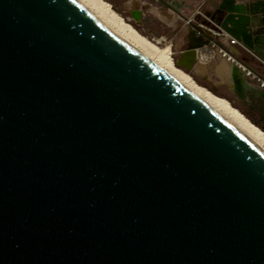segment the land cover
I'll return each instance as SVG.
<instances>
[{"label": "water", "instance_id": "1", "mask_svg": "<svg viewBox=\"0 0 264 264\" xmlns=\"http://www.w3.org/2000/svg\"><path fill=\"white\" fill-rule=\"evenodd\" d=\"M223 24L264 58V3ZM0 264H264V155L74 0H0Z\"/></svg>", "mask_w": 264, "mask_h": 264}, {"label": "rangeland", "instance_id": "2", "mask_svg": "<svg viewBox=\"0 0 264 264\" xmlns=\"http://www.w3.org/2000/svg\"><path fill=\"white\" fill-rule=\"evenodd\" d=\"M102 1L107 4L110 10L121 17L123 21L132 26L143 37L156 44L157 41L160 40V43L157 45L161 48L170 47L171 57L175 66L181 53L192 44L191 41L193 38H190V44L187 33L190 29H194L196 24L190 20L194 19L196 22L202 21V19L200 20V16H196L197 8L200 3H202V0H169L170 4L167 1L138 0L137 17L134 13L136 10L134 11L130 6L133 0ZM145 6L147 8H145ZM231 6L232 4L224 2L214 6L211 0H208L202 6V10L209 13L221 28L228 29L230 27L224 26L223 23L227 18ZM153 8L156 10L163 8L171 12L173 14V20H176V22L172 26L168 25L156 15ZM197 49L199 50L200 47ZM211 52L212 49L209 44L205 48H202L200 54L203 63H201V66H204L203 64L206 65L201 67L202 70L196 72L194 75L189 72L186 73H188L197 84L207 88L215 95L227 99L230 104L232 103L231 105L233 107L238 109L251 123L264 132L261 124L257 122L260 120V116L257 112L251 110L248 100L242 99L235 90L226 85L222 75L217 74L216 70H212L211 65L217 60V57H213ZM199 63L200 62L197 60L195 67Z\"/></svg>", "mask_w": 264, "mask_h": 264}, {"label": "bare ground", "instance_id": "3", "mask_svg": "<svg viewBox=\"0 0 264 264\" xmlns=\"http://www.w3.org/2000/svg\"><path fill=\"white\" fill-rule=\"evenodd\" d=\"M74 1L97 21H99L103 26H105L116 37H118L129 48H131L142 59H144L171 82L187 92L198 102L229 124L264 155V132L251 123L238 109L233 107L227 99L217 96L207 88L197 84L194 79L188 73H186L185 70L183 71L182 69L176 67L177 65H174L173 59L171 57L170 47L161 48L159 45H157L160 43V40L157 41L156 44L143 37L132 26L127 24L121 19V17L110 10L107 7V4L102 0ZM130 6L134 11L136 10L134 13L137 17V6H139V1L133 0L130 3ZM145 8L147 7L145 6ZM155 8H153V10L155 11L156 15L168 25H172L173 14L164 10L163 8L158 10ZM190 30L197 36L193 29ZM191 42V46L195 47L187 48L185 50L189 52L186 55V60H196V63L198 60L200 63H203L200 56L201 48L199 50L197 49L199 48L197 46L199 45V41H197V44H195L194 39ZM222 77H224L223 79L225 80L226 85L230 86L231 84L229 83L228 79L226 80L223 74ZM234 87L236 89V85Z\"/></svg>", "mask_w": 264, "mask_h": 264}, {"label": "built area", "instance_id": "4", "mask_svg": "<svg viewBox=\"0 0 264 264\" xmlns=\"http://www.w3.org/2000/svg\"><path fill=\"white\" fill-rule=\"evenodd\" d=\"M206 1L208 0H202L196 11V16H200L202 21L190 20L196 24L193 30L199 38L207 39L205 45L211 46L213 57L219 56L228 63L234 64L243 72L251 84L264 91V59L234 36L230 32V28H221L209 13L204 12L202 6ZM235 7L245 9L246 5H235ZM230 47L237 48L239 54H234Z\"/></svg>", "mask_w": 264, "mask_h": 264}, {"label": "crops", "instance_id": "5", "mask_svg": "<svg viewBox=\"0 0 264 264\" xmlns=\"http://www.w3.org/2000/svg\"><path fill=\"white\" fill-rule=\"evenodd\" d=\"M155 1H163V2L167 1L170 4L169 0H155ZM211 2H212V5H214V6L217 5L218 3H222V2L229 3L232 5H246V6H248L250 4L258 3V2L264 3V0H211ZM175 22H176V20H173L172 25ZM187 34L189 37V39H188L189 42H190V38H193L195 41V44H197V41H199V44H202V46L200 48L201 49L205 48V46H206L205 44H207V39L199 38L191 30H189ZM190 44H191V42H190ZM230 49L234 54H237V55L239 54V51L237 48L230 47ZM253 51L255 52V50H253ZM201 65H202L201 63L197 64V66L194 69L195 73L198 71H201L202 70L201 67H204L206 64H203L204 66H201ZM211 66H212V70L217 71V74H219V75L223 74L225 76L226 80L227 79L233 80L234 84L236 85L237 90H239L240 92H243L242 87H244L245 95L249 99H251L252 101L254 100L259 106L264 103V91L260 90L259 88H257L253 84H251L249 82V80L245 77L243 72L241 70H239L237 67L228 63L226 60L220 58L219 56H217V60H215ZM213 66H215V67H213Z\"/></svg>", "mask_w": 264, "mask_h": 264}, {"label": "flooded vegetation", "instance_id": "6", "mask_svg": "<svg viewBox=\"0 0 264 264\" xmlns=\"http://www.w3.org/2000/svg\"><path fill=\"white\" fill-rule=\"evenodd\" d=\"M180 58V57H179ZM179 60V59H178ZM195 74V72H194ZM192 74V75H194ZM229 83L231 84L230 87L231 89L235 90L236 93H238V95L242 98V99H247L250 105V108L252 111H255L259 114L260 116V120H258V124H261L262 128L264 129V103L262 105H258L254 100L252 101L251 99H249L244 92V87H242L243 92H240L239 90H237V88L235 89V84L233 82V80L228 79Z\"/></svg>", "mask_w": 264, "mask_h": 264}]
</instances>
